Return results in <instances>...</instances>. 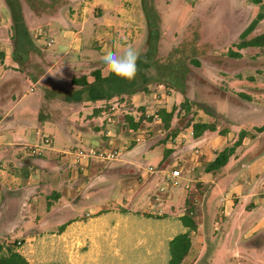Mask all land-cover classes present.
Instances as JSON below:
<instances>
[{"label": "crops", "instance_id": "0c3cea01", "mask_svg": "<svg viewBox=\"0 0 264 264\" xmlns=\"http://www.w3.org/2000/svg\"><path fill=\"white\" fill-rule=\"evenodd\" d=\"M45 1L46 8L34 20L41 22L38 31L44 35L10 45L0 39V240L23 239L19 251L32 264H169L170 241L188 230L181 217L186 202L194 198L197 228L191 232L188 254H193V264L205 255L210 264H226L230 258L244 264L241 252L264 249V146L237 170L225 169L228 164L221 168L219 180L204 171L199 180L210 183L203 196L189 195L184 186L169 188L168 195L159 191L166 149L174 155L170 166L186 160V168L195 146L209 162L235 141V131H218L216 138L206 131L175 145L155 134L137 139L119 124L120 108L107 111L104 100L70 94L79 89L73 77L87 75L92 81L90 73L105 65L106 52L122 55L128 46H146L143 0ZM253 8L249 13L240 8L221 13L228 38L240 36L256 17L259 10ZM33 13L25 4L29 31ZM0 19V29H11V15L0 9ZM263 25L264 19L256 28ZM38 85L46 95L36 93ZM254 91L241 93L250 102H240L242 113L232 107L222 110L239 121V131L264 124V88ZM126 97L136 119L135 109L149 95L138 91ZM249 112L261 122L246 120ZM43 133L53 137V147L40 156L29 155L27 146L39 142ZM89 145L118 147L121 157L107 166L71 153ZM150 156L161 159L159 166ZM150 165L158 171L150 172Z\"/></svg>", "mask_w": 264, "mask_h": 264}, {"label": "rangeland", "instance_id": "374dc122", "mask_svg": "<svg viewBox=\"0 0 264 264\" xmlns=\"http://www.w3.org/2000/svg\"><path fill=\"white\" fill-rule=\"evenodd\" d=\"M154 3L160 17L161 34L156 60H153L152 65L146 70L151 82L149 84V98L147 103L143 105L144 109L161 107L172 109L173 106L178 107L176 111L178 114L173 120V125L178 128V134L181 135L188 134L191 120L216 121L218 130L207 131L208 135L213 138L219 135L218 131L225 128L234 130L235 134L238 135L239 121L233 122V120L224 115L222 110L232 107L236 112L240 109L243 111L245 107L242 103L250 104V102L241 93L243 94L244 91H247L253 95L256 88H264V46L246 47L240 50L242 53L241 57L229 56L227 54L229 48L233 47L234 50H238L234 44L240 40V36L234 40L228 38L229 33L227 28L224 27L220 15L225 11H234L239 8L243 12L249 13L251 7H254L253 12H257L260 8L259 5L252 2V0H154ZM36 4L35 13L30 14L31 16L29 15L28 17V21L32 19L30 24L33 28L29 31V34L21 33L18 40L29 39L31 35L34 39H38L39 36L44 35V33L41 34L38 31L41 28V22L34 20H39L36 14L38 10L42 11L45 8V4L40 0ZM0 9L10 17V11L4 0H0ZM3 24L0 22V25ZM7 28L8 30L6 31ZM7 28L0 29V39L4 38V40H7V45L16 43L13 32L9 26ZM263 29L264 25L262 28H256L249 37L257 35ZM217 38L218 40H216ZM148 48L147 41L146 46L137 49V51L140 55H143L148 51ZM19 51L22 50L18 48L17 52ZM193 59H197L200 64L197 65L193 62ZM164 62L170 63L172 67L171 73L165 78L159 73L163 68L162 63ZM97 67L99 68L100 65H97ZM100 68L104 69L105 74L110 72L105 65ZM149 70L153 71L149 72ZM85 71H89V67ZM136 77L137 85L141 84L142 80L138 73ZM259 79H261V84H259ZM47 82L48 80L46 79L41 84L43 85ZM30 93L32 94V92ZM36 93L46 95L40 85L36 87ZM186 98L192 102L190 113H186L181 107ZM240 102L242 103L240 104ZM253 102L255 103V101ZM199 104L208 106L214 115L206 113L198 106ZM241 110L239 112L242 113ZM121 111H123V107ZM254 114L249 112L248 115L245 114L243 117L246 120L248 117V120L259 124L262 118L254 119ZM125 115L126 112L123 111L119 121L123 128L128 126V123H123V121L127 120ZM140 124L141 127H144L146 123L142 122ZM151 127L155 128L152 130L154 132L150 131V137L155 134L161 140H169L170 136H166L167 131L164 128V124ZM249 130L255 133V136L245 139V143L238 148L225 169L237 170L243 163L249 162L257 150L264 146V132L259 133L254 127ZM184 142L185 140L182 143ZM231 143L233 141L229 142L228 145ZM113 148L120 149L115 146ZM171 154L166 156L161 164L159 163L161 159L150 156L149 160L155 162L157 166L160 164V167L169 169V164L174 157ZM101 161V164L107 166L117 162L116 160ZM206 163L207 161L204 160L203 164L198 168L199 170L197 169L195 173L190 175V179H192L190 182L191 187L186 189L189 195H195L196 193L203 196L205 185L210 183L199 180L204 171H206L204 169ZM221 173L222 169L214 172L213 177L219 180L222 177L220 176ZM102 196H105L104 199H106L108 195L103 194ZM194 202V198H191V201L189 200V203L193 204L195 208L196 204ZM19 239L24 241L21 238H14L12 239L14 241L13 244H17ZM257 241L260 244L262 239ZM241 254L242 256L238 257L245 262L244 264H264V249L252 250V252L246 253L241 252ZM193 263V254H191L183 264ZM198 264H210L207 255L203 256ZM226 264H237V262H233L230 258Z\"/></svg>", "mask_w": 264, "mask_h": 264}, {"label": "trees", "instance_id": "16d2710c", "mask_svg": "<svg viewBox=\"0 0 264 264\" xmlns=\"http://www.w3.org/2000/svg\"><path fill=\"white\" fill-rule=\"evenodd\" d=\"M10 11L12 25L11 31L15 36L16 41L21 33L29 34V30L25 22L24 5L28 4L34 11L37 9V2L39 0H5ZM43 4H46L45 0H40ZM252 2L259 5V12L256 17L250 22V24L241 32L240 40L234 44L238 50H234L233 47L229 48L227 54L232 57H241L240 50L246 47H263L264 46V32L257 34L253 37L249 35L256 29L261 20L264 19V0H252ZM143 7L148 22V51L140 55L138 61V74L142 80L141 84L137 85V77L132 80L124 79L116 76L114 73L104 75L101 68H96L91 71L90 75L93 80L90 81L87 75L79 77H73L72 83L79 86L77 91L70 93L75 97L81 98L83 94H86V98L91 100H104V107L107 111H111V102H109L115 96H120L118 104L123 107V111L126 112L125 118L129 121L133 128L140 126L139 122H135L132 112L134 111V105L130 103L126 96H130L138 91H145L149 93V84L151 79L148 76L147 69L152 65L153 60H156V53L158 52L159 39L161 34L160 17L156 9L154 0H143ZM46 8V5H45ZM44 8V9H45ZM43 9V10H44ZM40 11L38 10V13ZM197 65L200 62L197 59H193ZM163 68L160 70L162 77H167L172 71L170 63L164 62ZM192 102L186 98L181 107L186 113H190L192 110ZM206 113L214 115L213 111L204 105H198ZM121 107V108H122ZM144 106L137 107L135 110L144 109ZM178 107L173 106L171 110L166 108L160 109V114L163 117L164 128L167 131V137H171L178 134L179 130L173 125V120L178 114ZM189 126L193 127V136L195 138L201 137L206 131H217L218 125L216 121H204V120H191ZM254 129L257 132L264 131V124L261 126H255ZM228 131L227 128L220 130L221 134H225ZM255 133L249 129H241L238 132L237 138L230 145L225 146L221 150L216 152L215 157L206 163L205 170L207 172H216L226 166L231 158L236 154L238 148L243 144L244 140L248 137H254ZM165 141V140H164ZM172 152L171 149L165 150V157ZM181 220L183 224L188 228L187 231L177 234L169 244L170 260L169 264H182L185 258L188 256L192 247L191 232L197 228V222L195 219L194 205L186 202L185 213L182 215ZM6 240L0 241V264H32L20 251L16 249V244H5Z\"/></svg>", "mask_w": 264, "mask_h": 264}, {"label": "built area", "instance_id": "2783aa9c", "mask_svg": "<svg viewBox=\"0 0 264 264\" xmlns=\"http://www.w3.org/2000/svg\"><path fill=\"white\" fill-rule=\"evenodd\" d=\"M53 39H50L49 43H52ZM121 99L120 96H115L113 98L112 104H111V110L112 112L118 110L120 108V105L118 104L119 100ZM117 103V104H116ZM166 108L168 110V107H161ZM161 108H146V109H140L136 111L137 118L134 119L135 122H144L146 123L144 127H138V129L133 128L128 120L123 121V123H128V127L131 129V132L136 133L137 139L145 138L146 135L150 134V131H152V125L153 124H163V117L160 114ZM121 109V108H120ZM194 133L193 127L190 126L188 129V136H192ZM187 135H175L169 139V143L171 145H175L177 143H181L184 140L187 139ZM53 137L50 134L43 133L41 134L39 142L35 144H29L27 146V151L29 155L32 156H40L44 153L45 150L50 149L53 147ZM78 159L81 158H95L98 160H105V161H113L118 160L121 157V152L119 149H115L110 146H100V145H89L87 147L79 148L75 151H71ZM203 162V153L202 149L198 146H195L193 148L192 153V164L185 168L186 160H184L182 163L171 165L169 169L163 168L162 171L164 172V178L165 181L163 184L159 186V191L163 193H167L168 195H171L172 192L169 188L172 187H180L184 186L186 189L190 188V182L192 179H190V175L195 173L197 168L202 165ZM150 172H156L158 171V168H156L153 165H150L147 167ZM14 241L12 240H6L5 244H13ZM25 245V241L18 240L16 244V249L19 251L22 249Z\"/></svg>", "mask_w": 264, "mask_h": 264}, {"label": "clouds", "instance_id": "9594fccd", "mask_svg": "<svg viewBox=\"0 0 264 264\" xmlns=\"http://www.w3.org/2000/svg\"><path fill=\"white\" fill-rule=\"evenodd\" d=\"M139 57L140 53L132 46H128L122 55L113 51L106 52L103 56V63L106 68L116 76L132 80L139 71ZM151 71L153 70H149V72Z\"/></svg>", "mask_w": 264, "mask_h": 264}]
</instances>
